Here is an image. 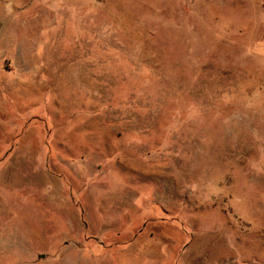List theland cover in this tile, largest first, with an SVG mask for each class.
Returning <instances> with one entry per match:
<instances>
[{
	"label": "rangeland",
	"instance_id": "obj_1",
	"mask_svg": "<svg viewBox=\"0 0 264 264\" xmlns=\"http://www.w3.org/2000/svg\"><path fill=\"white\" fill-rule=\"evenodd\" d=\"M250 1L0 0V264H264Z\"/></svg>",
	"mask_w": 264,
	"mask_h": 264
},
{
	"label": "crops",
	"instance_id": "obj_2",
	"mask_svg": "<svg viewBox=\"0 0 264 264\" xmlns=\"http://www.w3.org/2000/svg\"><path fill=\"white\" fill-rule=\"evenodd\" d=\"M254 5H255V1L251 0L250 1V6L251 7H255ZM259 9L261 11V22H260V25H261V31H262V38H261V42L259 44H257V45L262 51L261 55L264 57V0H262V5H261V7Z\"/></svg>",
	"mask_w": 264,
	"mask_h": 264
}]
</instances>
